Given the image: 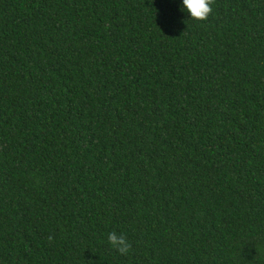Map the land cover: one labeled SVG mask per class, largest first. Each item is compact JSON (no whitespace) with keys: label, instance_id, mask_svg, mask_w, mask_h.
Wrapping results in <instances>:
<instances>
[{"label":"trees","instance_id":"16d2710c","mask_svg":"<svg viewBox=\"0 0 264 264\" xmlns=\"http://www.w3.org/2000/svg\"><path fill=\"white\" fill-rule=\"evenodd\" d=\"M212 7L0 0V264H264V0Z\"/></svg>","mask_w":264,"mask_h":264},{"label":"clouds","instance_id":"9594fccd","mask_svg":"<svg viewBox=\"0 0 264 264\" xmlns=\"http://www.w3.org/2000/svg\"><path fill=\"white\" fill-rule=\"evenodd\" d=\"M182 3V10H186L189 13L190 19L204 21L213 12L212 5L215 0H182ZM48 239L51 241L53 237L49 236ZM108 242L121 255H128L132 250V244L122 233L110 232L108 234Z\"/></svg>","mask_w":264,"mask_h":264}]
</instances>
